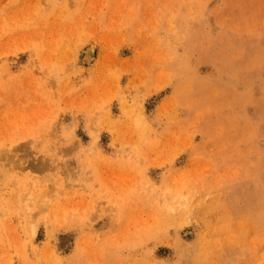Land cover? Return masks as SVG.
<instances>
[{
    "label": "rangeland",
    "instance_id": "rangeland-1",
    "mask_svg": "<svg viewBox=\"0 0 264 264\" xmlns=\"http://www.w3.org/2000/svg\"><path fill=\"white\" fill-rule=\"evenodd\" d=\"M263 22L0 0V264H264Z\"/></svg>",
    "mask_w": 264,
    "mask_h": 264
},
{
    "label": "bare ground",
    "instance_id": "bare-ground-1",
    "mask_svg": "<svg viewBox=\"0 0 264 264\" xmlns=\"http://www.w3.org/2000/svg\"><path fill=\"white\" fill-rule=\"evenodd\" d=\"M243 5H245V4H243ZM259 12V11H258ZM245 20V19H244ZM264 23V22H263ZM264 25V24H263ZM263 28V27H262ZM255 31V30H254ZM248 32V31H247ZM252 33H253V31H252ZM252 39V38H251ZM254 39V38H253ZM261 40V39H260ZM260 42V41H259ZM262 42V41H261ZM258 43V41L256 42V44ZM261 49V48H260ZM86 55H85V58H87L88 60H90L91 58H93V56H94V53H95V47H94V45L92 44V45H90L89 47H87V49H86ZM260 53H261V51H260ZM259 56L260 55H258V58H259ZM250 59V58H249ZM255 60V59H254ZM257 64V63H256ZM258 64H260V63H258ZM245 93V92H244ZM243 93V94H244ZM244 129V128H243ZM245 130V129H244ZM245 132V131H244ZM247 132V131H246ZM257 134V133H256ZM244 135V134H243ZM247 138V137H246ZM246 138H243V140L244 139H246ZM241 141V140H240ZM254 148V147H253ZM9 150H10V148H9ZM12 150V149H11ZM251 150V149H250ZM246 151H248V149L246 150ZM262 151V150H261ZM251 152V151H250ZM10 154H12V153H10ZM263 156V155H262ZM11 157V156H10ZM259 158V157H258ZM251 159V158H250ZM250 159H249V161H250ZM252 161H254V160H252ZM251 164V163H250ZM252 165V164H251ZM255 167V166H254ZM250 169V168H249ZM260 169V168H259ZM258 169V170H259ZM258 170H256V171H258ZM258 174V173H257ZM259 177V176H258ZM256 195H257V193H255ZM259 194V193H258ZM261 195H263V193L261 194ZM258 198H259V196H258ZM29 199H31V198H29ZM214 200V199H213ZM27 201V200H26ZM247 201V200H246ZM24 203V202H23ZM207 204H209V203H207ZM30 205H31V203H30ZM211 205V207L213 208V206H212V204H210ZM253 205V204H252ZM262 206V205H261ZM24 207V206H23ZM253 207V206H252ZM25 208V210L27 211V209H26V207H24ZM205 208H208V207H206L205 206ZM264 208V207H263ZM29 210H30V208H29ZM208 210H209V208H208ZM262 211V210H261ZM1 212V211H0ZM30 212H31V210H30ZM204 212V211H203ZM32 213V212H31ZM197 214H198V212H197ZM259 214V213H258ZM264 214V213H263ZM30 215H32V214H30ZM33 216V215H32ZM31 216V217H32ZM32 219V218H31ZM262 219V218H261ZM29 221V220H28ZM264 221V220H263ZM33 222V221H32ZM31 222V223H32ZM261 223V222H260ZM263 225V224H262ZM30 226V225H29ZM33 227H34V224H33ZM63 245H66V242H63L62 243ZM197 251V250H196ZM200 253V252H199ZM196 254H197V252H196ZM195 254V255H196ZM202 255V254H201ZM192 259H194V258H192ZM195 261V260H194ZM197 261H198V258H197ZM229 262L231 263V261L229 260ZM205 263V262H204ZM258 264H259V262H258Z\"/></svg>",
    "mask_w": 264,
    "mask_h": 264
}]
</instances>
